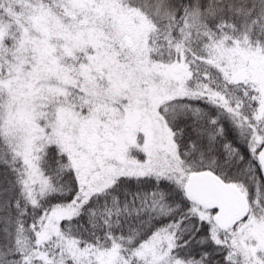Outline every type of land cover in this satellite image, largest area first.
Here are the masks:
<instances>
[{
    "label": "snow or ice",
    "instance_id": "6c2138e0",
    "mask_svg": "<svg viewBox=\"0 0 264 264\" xmlns=\"http://www.w3.org/2000/svg\"><path fill=\"white\" fill-rule=\"evenodd\" d=\"M0 264H264V0H0Z\"/></svg>",
    "mask_w": 264,
    "mask_h": 264
}]
</instances>
